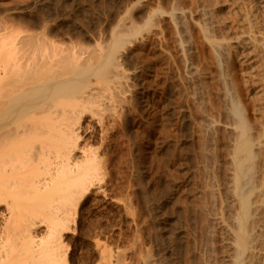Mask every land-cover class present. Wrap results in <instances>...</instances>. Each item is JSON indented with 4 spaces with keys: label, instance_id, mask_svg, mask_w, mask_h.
Returning <instances> with one entry per match:
<instances>
[{
    "label": "bare ground",
    "instance_id": "1",
    "mask_svg": "<svg viewBox=\"0 0 264 264\" xmlns=\"http://www.w3.org/2000/svg\"><path fill=\"white\" fill-rule=\"evenodd\" d=\"M146 1L119 0V9L104 34L95 29L100 38L94 37L91 46L83 44L87 48L79 47L82 43L74 47V42L65 48L61 46L64 42L56 44L55 37L51 38L56 43L47 35L50 40L29 32L11 35L9 28L10 35H6V27L0 29V264H68L63 238L75 233L79 207L93 187L100 189L95 185L103 168L98 148L84 142L97 130L98 135L108 137V124L120 120L119 112L131 102L128 98L144 92V85L139 88L142 81L140 85L137 81L146 64H140L139 71L134 62L143 57L148 61L149 54L161 51L171 57L179 73L177 82L180 79L183 87L184 150L189 161L185 172L188 191L184 190L194 219L188 222L194 221L195 242L203 248L194 260L200 264H264V0H152L150 8ZM164 53L159 55L162 60ZM159 94L154 91L155 97ZM182 95L178 93L179 99ZM142 134L138 140H143ZM216 230L223 238L221 255L220 246L214 247ZM111 255L107 264L116 263ZM148 259L150 264L153 258Z\"/></svg>",
    "mask_w": 264,
    "mask_h": 264
},
{
    "label": "rangeland",
    "instance_id": "2",
    "mask_svg": "<svg viewBox=\"0 0 264 264\" xmlns=\"http://www.w3.org/2000/svg\"><path fill=\"white\" fill-rule=\"evenodd\" d=\"M39 1H40V3H39ZM39 1L38 0H0V29H3L4 27H6V30H5V28L3 29L6 32L7 28H9L8 32H10L11 30H12L11 32H14V33L10 32L11 35L15 34L16 32H17V34L21 33V32H23V33L29 32V33H32V35H34L35 33H36L35 35L41 34V36L45 37V38L47 36H50V38L55 37L54 39L56 40L57 43L54 42L55 41L54 39L52 41V38H51V42H54L56 44H58L60 42V45L64 42V44H62L61 46H64L65 48H66V45H68V44L72 45L73 42L74 43L78 42L77 44L73 43L74 47H75V45L77 46L79 43L80 44L82 43L81 45L79 44L80 46L79 45L78 46L82 47V48H87L85 46H87V45L91 46V42L93 44L94 43L93 41L96 40V39H94V37L98 38V37H96V35L99 32H100L99 33L100 35L102 32H103L102 34H104L106 27L109 26L110 22L112 21L111 19H113L115 17V15L119 9L118 4H117V3H119V0H93V3L88 2V0H82L83 2H86L85 4L79 0H72V1H70V0H59L60 2L57 0H39ZM65 1H67L66 2L67 4L65 3V5H64ZM78 1H79V3L82 2V4L80 3V5H79ZM89 1H92V0H89ZM109 1H110V4L108 3ZM149 1L151 4H153V2H151L152 0H147L145 2L146 5L150 4ZM34 2H35V4H37V3H39V4H37V5L34 4L35 5L34 6L32 4ZM91 3L94 5V7ZM29 4H30V6H29ZM151 4L149 5L148 8H150ZM24 6L26 8H24ZM97 6L101 7L100 8L101 10L99 12H98L99 7H97ZM15 7H17V9ZM20 7H21V9H19ZM90 7L94 8V9H97V8L98 9L94 10L92 8L90 9ZM13 8L16 9L17 12H16V10H13ZM22 8H24L26 11ZM78 8L80 10L82 9L81 12L83 10L84 11L87 10V11H85L86 13L84 11H83V13H81L80 10H78ZM9 9H12V11L11 10L8 11ZM75 9L78 10V11H76L78 14L75 12ZM102 9L105 10L106 12L103 11ZM22 10H24V11H22ZM93 11H95L96 13ZM101 11H103L104 13ZM102 14H103V17H102ZM76 15L78 17H76ZM100 16H101V18H100ZM111 16H113V17H111ZM110 17H111V19H110ZM77 18H79V22L81 21L80 24L77 21L78 20ZM102 18H104V19H102ZM106 20H108V24H107ZM93 22H95V23H93ZM98 23H99V25H98ZM100 23L102 24V26H100ZM92 24H93V26H91ZM94 24H96L97 27ZM95 29H96V31L98 30L96 32L97 34L95 33ZM81 31H82V33H81ZM8 32H6L5 34L6 35L9 34ZM92 32H94L93 33L94 36H92V34H91ZM42 34H44V36ZM89 34H91V36ZM21 35H24V34H21ZM45 35H47V36H45ZM50 38H48V39L50 40ZM99 38H100V36H99ZM83 44H85V46H83ZM57 46H59V45H57ZM164 52L161 51V52H159L160 54L158 52L149 54L148 57H150V59L152 58L151 61H149L150 59L147 61L145 59V57H143V59L139 58L138 60H136L134 62L135 64H137V67L140 66L139 71H141L142 68H143L142 71L145 70L143 73L140 72V74H139L140 78L138 77V81H137V84L139 83L138 85H140L142 83V85H140L139 88H141L144 85L143 86L144 89H143V87L141 88L144 90V92H143L142 96L141 95L140 96H135V95L132 96L131 95L128 98V99L132 98L130 100L131 102H129V100H128V102L130 103V106L128 103L127 104L128 107L126 106V108L124 109V111H122L121 114L119 112L118 117L120 120H118L116 118V120H114L115 124H113L112 123L113 121H112L110 124H108L110 127L107 126V131L109 130V132H107L108 133L107 134L108 137H106L107 140L105 138L106 134L105 133L102 134L100 132L98 135L99 130H97L94 133L95 135L94 134L88 135L89 137L87 136L86 139H89V140H86L87 142H84L85 144L86 143L88 144L90 142L91 146L94 144L93 147L98 148V153H100L99 156L101 155L100 156L102 159L101 164H103L101 166H103V168H101V170H100V172L102 174L100 178L102 180L98 178L99 180H101V182L98 180L99 184L97 183V181H96L97 184L95 183L96 184L95 187H97L99 185L98 188H100L101 191H100V189H98V191H99L98 192L97 188H94V187L92 188L93 190L92 189L90 190V192L84 198V200L82 201V204L79 207L80 213H79L78 217H80V218L77 219L78 223H77V228L75 227V233L73 234V232H74L73 231V232H71L72 234L70 233L68 235H65L66 236V238L64 236L65 239L63 238V241H65V242L62 241V245L63 246L65 245V247H64L65 250H64V248L62 250L66 251L68 249L67 250L68 254H69L68 255V264H105V263L107 264V259H109V257H110V256H108L109 254L113 255V256L111 255V257L113 258L112 260H114L116 262L114 264H119L117 262H119L121 258L122 259L120 262L125 260L124 263H121V264H138V262H140L139 264H141L143 262H145V264L146 263L148 264L147 258H149L150 260L153 258L152 259V260H154L153 262L157 263V264H174V263L175 264H190V263L198 264L199 260L197 261L194 259H196L197 254L199 255L201 253L203 248H202V246L201 247L198 246V245H202L201 243L197 245V243H199V242H197V241L195 242L196 235H195V231H194V221H193L194 219H193V216L191 215V212L189 213V211H190L189 206H188L189 203H186L189 200V198H188L189 195H188V192H186L184 190V188L186 187V190L188 191V188H187L188 182H186V181H188V177H187L188 172H187V174H185V172L188 171V169H189V161L187 160L188 159V157L186 155L187 152H186V150H184V149H186V139H185L186 138L185 137L186 136L185 135L186 134L185 133V131H186V129H185L186 123L185 122L186 121H185V114H183L184 111L182 109L183 108L182 107L183 101L181 103V100H183V95L181 94V92L183 93V89H182L183 87H181L182 83H181L180 79L177 82V79L179 78V76H178L179 73H176V72H178L177 69H173V68H176V66H174V63L170 59L171 57L169 58V54L168 53L165 54ZM162 53L165 54V55H162V58L165 56L163 58V60L160 59L161 58L160 56ZM167 54H168V57L166 58ZM150 55L151 56L152 55H155V56L160 55V56L159 57L157 56L155 58L154 56L151 57ZM153 58L155 61H153ZM168 58H169V60H171V62L170 61L168 62ZM166 59H167V61H166ZM160 61H162V62L166 61V63L165 62L162 63ZM152 62L154 64L156 63L157 65L156 64L154 65ZM142 63L146 64V66L140 65ZM148 64H149V66H148ZM161 64H162V66H161ZM169 64H170V66H169ZM171 64H173L172 65L173 67H171ZM158 65L161 67V69H160V67L158 68ZM141 66H142V68H141ZM150 67L152 69V72L151 71L149 72V70H151ZM152 67H154V69ZM147 69H149V70H147ZM161 71L165 72V74L162 73ZM154 72H156V73H154ZM142 74H147V75H142ZM148 74H150L151 76ZM159 74H161L160 77L158 76ZM168 75L170 77H168ZM143 76L146 80L142 79ZM147 76L148 77L150 76L152 78H150V77L148 78ZM164 76H166V77L164 78ZM171 77H172V79H171ZM152 79L154 80V82L152 81ZM163 80H164L165 84L163 83ZM172 80H173V82H172ZM146 81L147 82L151 81L152 85L149 87V84H151V82L147 83ZM156 82H158V83H156ZM170 82H172V83H170ZM176 82L179 85L175 84ZM147 84H148V86H147ZM156 84L157 85L159 84V85L157 86ZM175 85H176V88H174ZM161 86H162V88H161ZM163 86H165V88ZM145 88H147V89L145 90ZM150 88H151V90H150ZM168 89H169V91H168ZM176 89L178 91L177 93L175 92ZM155 90L158 91V93L161 92V94H159V95H161L162 97L161 96H159V98L155 97L154 96ZM163 90L167 93H165ZM173 90H175V91H173ZM170 91H173V93H172L173 95L171 94ZM174 92H175V94H174ZM145 93L147 96L144 95ZM178 93L180 95H182V99H179L181 96L179 97ZM149 94L151 96H149ZM162 94L164 95V97ZM176 94H177V97H176ZM174 95H175V98H174ZM152 96H153V98H155L154 99L155 101H153ZM146 97L148 98L149 101L147 100ZM137 98L140 100L142 99L141 102H139L140 100H138ZM169 98H171L173 100H171V99L169 100ZM145 99L147 101H145ZM157 99H159V100H157ZM161 100H162V102H161ZM174 100H176V101H174ZM137 101H138V103H137L138 105L136 104ZM143 101L147 102V104L150 103L148 105V107L146 106L147 105L146 103H145V105H143L144 104ZM171 101H173L174 103ZM176 102H177V104H176ZM131 103L132 104L134 103L133 107H132ZM157 103H159V104L157 105ZM160 103H161V106H160ZM173 104H176V105L179 104L178 105L179 108L182 107L181 110L176 105H174V108H173ZM150 105H153L154 108L151 107ZM159 106H160V108H159ZM141 107L144 109L140 110V109H142ZM145 107H147V108H145ZM165 107L168 110L165 109ZM128 108H130L133 111H130V109H128ZM163 108H164V110H163ZM136 109H138V111ZM155 109L158 111V113L155 112L156 111ZM176 109H178L180 111H178ZM139 110H140V112L142 111L141 114L143 116L145 114V116H144L145 119L143 118V116H141L139 114L140 113ZM147 110H149V111H147ZM153 110H154V113H152ZM160 111H165V112H160ZM168 111H169L170 115H169ZM176 111H178L180 113H177ZM123 112H126V115ZM144 112H146V113H144ZM181 113H182V115H184V117L181 115ZM122 114L125 115V118H126V116H129V117H127V120L124 119V117H123L124 115H122ZM130 115H133V117H135L136 119L131 116L134 119L133 120L130 117ZM159 115H160V117L158 118L157 116H159ZM161 115H164V118H162ZM147 116H149L150 118ZM153 116H154V118H153ZM156 118H157V120H155ZM142 119H144V120H142ZM122 120L124 122H122ZM154 121L156 122V125L158 127L155 125ZM160 121L161 122L163 121V123L165 125L160 123ZM132 122H134V123L131 124ZM158 123L163 125V126L161 127V125H160V127H159ZM139 124H140V127L142 129V133H143V130L145 128V132L143 134L141 133L142 135H144V137H142L143 138L142 141L138 140L141 138L140 137L141 134L139 131L141 129L139 127ZM148 124H150V125H148ZM151 124H153V125H151ZM137 125H138V127H137ZM146 125H147V127H146ZM131 126H133V127L131 128ZM151 126H153V127H151ZM167 126L169 129H167ZM127 127L131 128V129H129ZM154 127L156 129L155 131H153ZM147 128H148L149 132L147 131ZM165 128H166V130H164ZM170 128L172 131H170ZM135 129L137 131H135ZM157 129L159 131H157ZM160 130H162L161 131L162 133H159ZM129 131H131V132H129ZM146 131H147V134H146ZM163 131H165V132L163 133ZM153 132H154V134H153ZM168 132H169V134L167 135ZM133 133H137V134H135L133 137L132 136ZM150 133L153 136L150 135ZM170 133H171L172 138H171V140H168L170 138V136H169ZM129 134H130V136H129ZM148 134L150 137H148ZM161 134L162 135L164 134V135L162 136ZM102 135H104V136H102ZM136 135H138V136L136 137ZM146 135L149 139L147 137L145 138ZM156 135H157V137H156ZM91 136L94 138L91 139L92 138ZM164 136H166V137H164ZM167 136H169V137H167ZM134 138H136V139L138 138L137 139L138 141ZM159 138L162 139L163 142H161V140H159ZM132 139L134 142L132 141ZM144 139H147L148 141H145ZM154 139H155V141H154ZM103 140H105V141L103 142ZM149 140L152 141V143L151 142L149 143ZM167 140H168V142H166ZM154 144H158V146L157 147L153 146ZM159 144H161V145H159ZM155 148H157V149H155ZM186 168H188V169H186ZM172 187H173V189H172ZM182 189L186 193L182 192L183 191ZM167 190H169V191L171 190V193ZM168 192L170 194H172L173 197ZM222 195L224 196L223 192H222ZM176 196H178V197H176ZM182 196H186V197H182ZM174 197H176V198H174ZM220 198H221V195H220ZM160 199L162 200V202ZM164 199H166V201H163ZM220 201L221 200L218 198V203H217L218 207H220ZM159 202H161V203H159ZM180 202L181 203L184 202V204L186 203L187 209L185 208L186 205H184V204H183L184 207L182 206V204L177 205V203H180ZM165 203L169 204V205L167 204V207H169V208H167L165 206L166 205ZM177 206H179V207H177ZM156 207H160L161 210H160V208L157 209ZM163 209H165L164 212L162 211ZM182 209H184V210H182ZM172 211H174V213ZM175 211L177 212V214L175 213ZM183 211L186 212V214H184ZM178 213H179V215H178ZM180 213H182V215H180ZM187 215H188V217H187ZM175 218H177V220H175ZM191 218L193 220H191V222L189 223L188 219L190 220ZM171 221L173 223L175 222L176 224L174 223L175 225H172L173 223H171ZM188 224H190L191 226L189 225V227H188ZM170 227L176 228V229H174V228L173 229L177 232H179V231H182V232L177 233V232L173 231V229H171ZM188 228H192V229L188 230ZM217 231L218 230H216V234L219 233V235H217V237H215L218 240H216V239L214 240V247H215V245H216L215 248H218L220 246V248H218L217 251L218 252L220 251L219 255H221L223 238L221 236V232L220 231L217 232ZM170 233L171 234L173 233V237ZM174 234L176 236H174ZM187 234L188 235L191 234V235H189L191 237H189ZM177 235H179V236H177ZM164 237H166V238H164ZM167 237L168 238L170 237L169 240H167ZM172 238H173V240H172L173 242L171 241ZM192 238H193V240H192ZM184 240L187 243V247L185 246L186 243L183 242ZM175 242L177 245L175 244ZM195 244H196V246H195ZM198 247H200V248H198ZM172 248H174V249L172 250ZM175 248H177V249H175ZM219 249H221V250H219ZM186 250L189 253L185 252ZM217 251H215L216 254H217ZM185 253H187V254H185ZM121 254H122V257H121ZM186 255H189V256H186ZM142 256H144V257L141 258ZM192 257H194V258H192ZM142 259H144V260L141 262ZM145 259H146V261H145ZM156 259H157V262H155ZM152 260H151V263L149 262L150 264H154V263H152ZM190 260H191V262L189 263ZM199 264H200V261H199Z\"/></svg>",
    "mask_w": 264,
    "mask_h": 264
}]
</instances>
